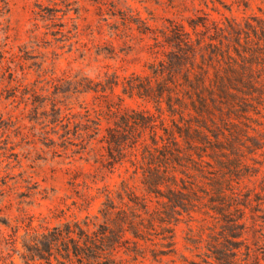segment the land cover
<instances>
[{
  "label": "trees",
  "instance_id": "trees-1",
  "mask_svg": "<svg viewBox=\"0 0 264 264\" xmlns=\"http://www.w3.org/2000/svg\"><path fill=\"white\" fill-rule=\"evenodd\" d=\"M199 1L187 27H135L134 59L120 62L138 73L66 77L50 100L11 80L12 103L49 102L57 147L85 165L65 198L84 218L60 211L48 228L18 209L2 223L0 264H264V6L215 20L209 3L224 0ZM115 30L132 41L130 27ZM89 93L76 112L60 99ZM179 226L188 256L176 250Z\"/></svg>",
  "mask_w": 264,
  "mask_h": 264
},
{
  "label": "rangeland",
  "instance_id": "rangeland-1",
  "mask_svg": "<svg viewBox=\"0 0 264 264\" xmlns=\"http://www.w3.org/2000/svg\"><path fill=\"white\" fill-rule=\"evenodd\" d=\"M172 1V2H171ZM172 3V4H171ZM225 7L209 3L211 19L221 15L241 18L257 13L263 0H224ZM244 3L247 9L244 10ZM237 4L239 8H237ZM203 8L199 0H0V231L2 223L33 217L34 225L52 228L74 214L82 221L84 213L73 211L67 182L69 173L85 165L57 147L61 128L54 127L49 102H28L25 107L12 103L9 95L13 78L25 87L36 85L41 96L53 99L55 87L64 78L99 82L105 75L118 76L141 71V64L122 67L120 58L134 59L133 42L140 38L135 27H166V22L195 18V10ZM231 9V13H229ZM130 27L132 41L116 36V30ZM139 37V38H137ZM143 61V58H141ZM137 64V63H136ZM24 93V92H23ZM120 94L119 90L115 91ZM65 95L64 104L79 111L78 105L90 106L93 95ZM39 107L33 112L34 106ZM43 105V106H41ZM124 107L144 108L137 101H124ZM75 150V148H72ZM67 171H69L67 173ZM9 203H12L8 209ZM21 203V205H18ZM66 207L70 208L66 211ZM93 206L90 214L96 212ZM184 227L176 229V250H184ZM180 264L176 258L162 264ZM14 264H23L17 257ZM33 264H45L37 261ZM145 264H149L146 262Z\"/></svg>",
  "mask_w": 264,
  "mask_h": 264
}]
</instances>
